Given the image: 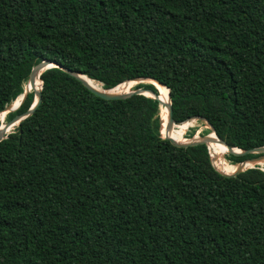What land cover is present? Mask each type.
Wrapping results in <instances>:
<instances>
[{"label": "trees", "instance_id": "1", "mask_svg": "<svg viewBox=\"0 0 264 264\" xmlns=\"http://www.w3.org/2000/svg\"><path fill=\"white\" fill-rule=\"evenodd\" d=\"M44 59L106 89L156 79L177 122L264 146V0H0V113ZM41 78L0 141V264H264L262 167L226 175L208 144L163 137L154 97L106 99L58 66Z\"/></svg>", "mask_w": 264, "mask_h": 264}, {"label": "water", "instance_id": "2", "mask_svg": "<svg viewBox=\"0 0 264 264\" xmlns=\"http://www.w3.org/2000/svg\"><path fill=\"white\" fill-rule=\"evenodd\" d=\"M54 66L61 67L65 71L69 72L71 75H73L76 78H78L79 80H81L94 93H96L97 95H99V96H101L103 98H106V99H118V98L128 97V96H130L132 94H144V95L151 96V97H154V98L158 99L159 102H160V105L162 103V101L160 99V94L157 93L156 91H154L151 88L138 87V88L129 90L127 92L113 91L112 88L106 89L104 87H103L104 89H99V88H96L93 85L89 84L88 81L82 77L81 74H83V73H81L80 71H76V70L70 69L68 67H65V66L61 65L60 63H57V62H55V61H53L51 59H44L41 62H39L36 66L33 67L32 71H31V73L29 75L28 81H27L28 82V89L25 88V92L20 94V95H23L20 104H18L17 106H14L13 105V101L14 100H13L11 103L6 105L5 108L1 111V112L8 111L10 113L12 111H15V110L19 109L20 106L27 99L28 93L30 92V89L31 88H33V89L36 88L37 79L39 78V80H41L42 85H41L40 89L39 90L35 89V93H37L38 98H37V100L34 99L32 105L30 106V108L28 110H26L25 112H22L20 114L15 115L13 118L8 120L7 123H5L4 126L0 125V141L6 139L8 137L9 133H11V132H8V131L10 130V128L12 126H14L15 124H17V126H18L22 120H24L25 118H27L28 116L33 114L34 111L37 109V107L40 105V103L42 101V89H43V80L41 78V74L46 69L54 67ZM130 80H135L137 83H153L155 86H156L155 82H158L161 85L166 86L162 82H160V81H158L156 79H153V78H134V79H130ZM166 87L169 89V98H170V102L167 103V106H168V120L166 122V128H167V132L169 134L172 126L183 124L184 122L188 121L189 119H187V120H185L183 122H177L175 120L174 113H173V105H172L170 88L168 86H166ZM147 92H151L152 94L150 95ZM192 118H194V117H192ZM192 118H190V119H192ZM199 118H203V117H199ZM205 120H206V122H208L210 124V126L213 129V131L215 132V135H216L215 138L211 137L210 134H205V135H203L201 137L195 136L194 138H192L191 140L189 139L188 141H180V140H178L175 137L170 136V135H162V136L165 137V138H169L173 143H175L177 145L186 146V147L194 146V145H198V144H208V147H209V143L214 141V142H218V143H221V144L225 145L229 149L230 153L239 154V155L259 154L257 156L250 157V158H247V159H245L243 161H240L238 163V165H237V168L233 172L229 173V172H224V171L220 170L216 166V164L214 163V160H213V156H212L211 151H210V154H211V157H212L214 165L216 166V168L221 173L226 174V175L236 176L239 173L245 171L246 169L256 166V165L247 166L248 162L264 159V146H259V147L250 148V149H242V148H240L241 151H237L236 148H239V147L231 146L228 142H226L223 138H221L219 136V134L216 132L213 124L211 122H209V120H207V119H205ZM209 150H210V147H209Z\"/></svg>", "mask_w": 264, "mask_h": 264}, {"label": "bare ground", "instance_id": "3", "mask_svg": "<svg viewBox=\"0 0 264 264\" xmlns=\"http://www.w3.org/2000/svg\"><path fill=\"white\" fill-rule=\"evenodd\" d=\"M82 77L84 79H86L88 81L89 84L93 85L96 88L99 89H104L103 85L101 82H99L98 80L92 79L89 76L85 75V74H81ZM135 84H137V82L135 80H126L124 82H122L119 86L113 87L112 90L113 91H118V92H127L129 90H132V87L135 86ZM158 90H159V94H160V99L162 101L160 108H161V115H162V120H163V124L161 127V133L162 135H170L175 137L176 139L180 140V141H188L189 139L185 136L186 132L188 130V128H190V126L193 125V120H188L186 122H184L183 124H179V125H175L172 126L169 134L167 132V128H166V122L168 120V106L167 103L170 102V98H169V89L166 86L161 85L158 82H155ZM138 85V84H137ZM25 88L28 89V82H26L24 84ZM41 87V81L39 80V78L37 79V83H36V90H39ZM35 89L31 88L30 92L33 91L34 92V99L37 100L38 96L37 93H35ZM21 94V93H20ZM151 95V94H150ZM22 96L20 95L17 99H15L13 101V105L17 106L18 104H20L21 100H22ZM9 112L8 111H3L0 113V122H5L7 120ZM7 123V122H6ZM208 126H207V130H210L207 134H210L211 137L215 138V132L213 131L212 127L210 126V124L207 122ZM2 126L5 125L4 124H0ZM17 124H15L14 126H12L10 128V130L8 132H11L12 129H14ZM192 128V127H191ZM209 147H210V151L211 154L213 156V160L214 163L216 164V166L224 171V172H233L236 168L237 165L234 163H230L228 161L227 158H225L223 156V152L225 153L226 150H223L219 147V143L218 142H211L209 143ZM254 164H259V165H264V159H260L257 161H251L247 163V166H251Z\"/></svg>", "mask_w": 264, "mask_h": 264}, {"label": "rangeland", "instance_id": "4", "mask_svg": "<svg viewBox=\"0 0 264 264\" xmlns=\"http://www.w3.org/2000/svg\"><path fill=\"white\" fill-rule=\"evenodd\" d=\"M138 84V83H137ZM137 84H135V86H133L132 87V89H135V87H136V85ZM190 120H193V125L192 126H190V128H188V130H187V132H186V137L188 138V139H192V138H194L195 136H199V137H201V136H203V135H205V134H207L210 130H207V126H208V124H207V122H206V120L205 119H202V118H199V117H194V118H192V119H190ZM8 121V117H7V120L5 121V122H0V124L2 123V124H4V123H6ZM181 125V124H180ZM17 126V125H16ZM192 127V128H191ZM16 128V127H15ZM14 128V129H15ZM14 129H12V131L14 130ZM192 130H195L193 133H192ZM11 131V132H12ZM192 133V134H191ZM193 135L192 137H190L191 135ZM230 152L228 151V153L226 154V157H227V155L229 154ZM223 156H224V152H223ZM225 157V156H224ZM225 157V158H226ZM228 159V158H227ZM231 164L233 163V162H231L230 160H228ZM239 163V162H238ZM238 163H234V164H236V165H238ZM254 165H259V164H254ZM260 167H262V168H264V165H259Z\"/></svg>", "mask_w": 264, "mask_h": 264}, {"label": "built area", "instance_id": "5", "mask_svg": "<svg viewBox=\"0 0 264 264\" xmlns=\"http://www.w3.org/2000/svg\"><path fill=\"white\" fill-rule=\"evenodd\" d=\"M264 169V168H263Z\"/></svg>", "mask_w": 264, "mask_h": 264}]
</instances>
